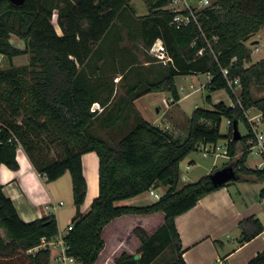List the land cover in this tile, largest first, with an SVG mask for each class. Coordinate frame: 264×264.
Wrapping results in <instances>:
<instances>
[{
	"label": "trees",
	"instance_id": "1",
	"mask_svg": "<svg viewBox=\"0 0 264 264\" xmlns=\"http://www.w3.org/2000/svg\"><path fill=\"white\" fill-rule=\"evenodd\" d=\"M144 1L148 13L137 15L132 0H25L23 5L0 0V54L9 61L0 67V167L18 169L22 148L49 181L71 174L77 212L64 240L77 264L98 262L106 248L104 231L113 220L158 212L165 220L153 233L134 229L140 258L123 252L117 264H188L176 217L218 187L210 174L181 186L180 165L204 144L226 138L239 179L264 182V166L247 165L254 135L244 114L256 108L264 120V97L254 98L251 90L252 85L264 89V58L253 62L247 44L264 29V0H212L194 8L196 20L182 24L168 7L171 0ZM12 35L24 47L15 45ZM160 42L171 57L167 64L151 52ZM20 55H28L29 63L16 65ZM198 73H209L210 89L225 90L236 106L219 100L212 108L196 107L185 139L137 109L134 101L150 92L168 91L172 103L178 102L176 76ZM118 76L124 94L115 99ZM207 100L213 102L210 95ZM123 116L121 137L100 134ZM224 118L231 120L227 135L221 133ZM234 121L246 124L241 139L233 136ZM90 151L99 157V194L82 213L88 193L82 157ZM162 185L166 191L156 201L116 203ZM240 227L244 241L264 230L253 217ZM58 235L54 215L24 221L0 178V264H50L52 249L41 245ZM245 264H264V250Z\"/></svg>",
	"mask_w": 264,
	"mask_h": 264
},
{
	"label": "crops",
	"instance_id": "2",
	"mask_svg": "<svg viewBox=\"0 0 264 264\" xmlns=\"http://www.w3.org/2000/svg\"><path fill=\"white\" fill-rule=\"evenodd\" d=\"M58 32L60 33L59 30ZM132 49L133 51L137 50ZM159 61H163L164 64L168 62L161 59ZM145 63L148 64V62ZM251 90L254 98L264 97L263 88L252 85ZM164 92L166 91L150 92L134 101L137 109L146 120L160 126L161 123L150 120L145 111L148 110L146 106L149 100L153 98L157 100L160 97L156 96L158 94H162L163 96H161L164 97ZM180 96V100L175 104H180L181 92ZM165 98L162 99L165 100ZM212 100V104L216 102L215 99L212 98ZM171 102L168 100V103ZM259 114L262 113L259 111ZM166 126L171 128L169 123ZM17 159L19 168L16 170L4 164L0 167V178L5 194L13 200L19 215L26 222L54 215L58 221L59 236L64 240L70 226L73 225L72 219L77 212L76 206L71 204L67 210L63 211L62 208V205L65 206V202L61 199V186L65 185L72 188L71 174L68 176V172H66L60 178L49 181L46 176L35 170L30 158L22 148L18 149ZM82 160L88 183V193L81 211L87 213L90 209L85 206L90 200L91 187L94 194H97L96 197L99 194V157L96 152L90 151L83 154ZM249 166L252 167L253 165ZM186 168L189 169L190 164H187ZM189 178V176L185 177L181 173V186L194 182L190 181L192 179ZM236 181L237 184H227L210 192L202 197L193 208L176 217V225L184 247V258L188 264H245L258 252L264 250V230L251 240L244 241L240 227V222L250 217L259 219L264 225V204L262 203L264 182L240 179ZM159 194L162 195V193ZM141 195L125 201L132 205L147 204L138 200ZM161 213L151 215L129 214L118 219L124 217V220L148 229L155 223L156 225L163 223L165 217ZM152 222L154 223L152 224ZM66 227L68 230L63 233ZM59 238L51 241V248L58 245Z\"/></svg>",
	"mask_w": 264,
	"mask_h": 264
},
{
	"label": "rangeland",
	"instance_id": "3",
	"mask_svg": "<svg viewBox=\"0 0 264 264\" xmlns=\"http://www.w3.org/2000/svg\"><path fill=\"white\" fill-rule=\"evenodd\" d=\"M187 1L190 2V4H192L195 7L201 6L199 0H187ZM132 5L135 7L137 15H145L148 13V8L144 0H132ZM182 6L183 4L179 5V7ZM54 22L57 25L56 16L54 17ZM57 29L61 33V30L58 25H57ZM253 40H258V42L253 43ZM11 41L19 47H24L23 40H21L15 35H12ZM247 44L252 48L253 62L264 58V50L255 49L256 47L264 48V29H262L258 34L254 35L247 42ZM151 52H153L154 54L156 53L152 50ZM139 56L141 60H144V56L141 52H139ZM159 62L163 63V61H159ZM14 63L16 65L28 64L29 56L28 55L17 56L14 58ZM8 66H9L8 59L2 54H0V67L5 68ZM210 78L211 75L209 73H198V74L176 76V84L182 95V100L180 101V104L172 103L171 102V100L173 101L172 94L166 91L164 92V97H162L163 96L162 94L156 95V96H160L158 98L159 100L158 99L156 100L154 98L152 100L150 99L146 106L148 110H146L145 112L148 113V117L150 118V120L161 123V126L164 128L169 123L171 125V128L167 126L166 128H169V130L173 131L175 135H179L181 139H185L188 134L189 119L193 114L194 110L196 109V107H206V108L213 107L212 106L213 104L207 100V97L209 95L213 99H215L216 102L219 100H225L226 103H231L232 101L231 97L225 90L212 91L210 89V87L207 85ZM236 90L238 91L239 88H237ZM123 94H124V83L123 81H120V77L118 76L117 87L114 93V98L117 99L119 96ZM162 98H165V100ZM168 100H170L171 103H168ZM258 114H259V110H257L256 108H252L249 113V115L252 118H255ZM125 124L126 123H124V116H123L121 120L118 122V124L114 125L112 128L100 129L99 132L105 138L111 136L112 134H118L116 135L117 136L116 139H117L118 137H121V133H122L119 132L118 129L120 127L124 129ZM129 127H131V124L130 126H128V128ZM239 129L242 136H245L248 132L244 121L239 122ZM221 133L222 135H227L229 133V124L226 118L223 119L221 125ZM226 145H227V139L221 138L217 142V146H220V148L219 149L217 148L215 151L205 153V150L203 148H199L191 152L181 162L180 170L182 175H184L185 177L189 176L190 177L189 179H192L190 181H195L203 177L207 173L208 174L212 173L227 165H233L235 159L234 158L232 159L229 155L225 153ZM54 153L55 152L53 151L52 154ZM248 159H249L248 166L253 165L254 167H258L256 166V163H259L262 160V158L255 156L253 154H249ZM187 164H190L189 169L186 168ZM68 176H70L69 172H68ZM228 183L237 184V181L231 180ZM156 191L163 194L166 191V187L162 185L158 187ZM96 195L97 194H94V191L91 187V191L89 194L90 200L87 202V205L85 207L90 209L91 207L90 203L92 199L96 197ZM61 199H63V201L65 202V206L62 205L63 211L67 210L70 204L72 206H76L74 203L73 188H69V186H65V185L61 186ZM138 200L141 203H150L149 201H156L158 200V198L154 195H151L149 191H146L145 193H142V195L139 197ZM116 203L119 205L128 204L125 200H120L117 201ZM161 214L165 217V214L163 212ZM124 217L120 219L117 218V220L115 219L116 221L113 220L110 224L107 225L104 231L106 248L104 252L101 254L96 264H117L116 259L123 252H128L129 254L132 255L141 254L140 251L141 242L134 233L135 227L140 225L131 223L128 220H124ZM154 222H152V224ZM161 224L162 223L156 225L155 223L154 226H151L153 228L149 227L146 230L149 233H153ZM67 230L68 227H66V229L63 230V233H65ZM52 248H51L52 257L50 264H58V260H59L58 254L59 252H61V246L55 248L52 247Z\"/></svg>",
	"mask_w": 264,
	"mask_h": 264
},
{
	"label": "built area",
	"instance_id": "4",
	"mask_svg": "<svg viewBox=\"0 0 264 264\" xmlns=\"http://www.w3.org/2000/svg\"><path fill=\"white\" fill-rule=\"evenodd\" d=\"M201 6L200 7H195L190 2L187 0H171L170 4L171 6L168 5L169 8L173 9L176 12L174 20L178 24L186 23L189 20H196V11L194 8L199 9V8H205L211 4L212 0H199ZM183 4L182 7H179V5ZM186 11V14L184 13ZM158 45V46H157ZM157 46V47H156ZM256 50H264V48L256 47ZM152 51L156 52L155 54L157 55L158 58L164 61H170L171 57L166 53L165 49L163 48L161 42L157 43L154 48H152ZM227 71L225 70V73ZM234 84H239V80L235 79L233 81ZM232 86V89L234 92L237 93L236 87H233L232 83H230ZM233 107L236 106L237 103L233 102V100L230 103ZM238 104L242 106L241 101L238 98ZM251 109H244V114L247 119L248 125L250 126V129L253 133V137L249 139V144L250 145V154H253L255 156H258L262 158L263 161L257 164L258 167H263L264 166V120L262 117V114L257 115L255 118H252L249 113ZM228 124H231V120L227 119ZM202 148L205 150V153H209L211 151H215L217 148L219 149L220 146H217V144H204L202 145ZM225 153L228 155V148L226 145V151ZM149 193L151 195L156 196L159 198L161 195L156 192L154 188L149 190ZM262 203L264 204V193L262 195ZM63 204V202H61ZM72 228V225L70 226L69 229ZM60 236L58 235L56 238H59ZM53 241V240H52ZM53 244V243H52ZM58 245L55 247L61 246V252L58 254V264H77V260L75 257L70 256L67 254V246L65 244V240H63L61 237L58 239L57 242ZM51 245V241H46L45 239L43 240V243L41 246L47 247Z\"/></svg>",
	"mask_w": 264,
	"mask_h": 264
},
{
	"label": "water",
	"instance_id": "5",
	"mask_svg": "<svg viewBox=\"0 0 264 264\" xmlns=\"http://www.w3.org/2000/svg\"><path fill=\"white\" fill-rule=\"evenodd\" d=\"M15 5H23L25 0H10ZM258 40H253V43H257ZM233 136L235 139H241L242 134L240 132L238 122L234 121L233 124ZM210 178L214 185L218 188L222 187L223 185L227 184L231 180H238L239 176L235 170L234 165H227L221 169H218L210 174ZM135 258L139 259L140 254H135Z\"/></svg>",
	"mask_w": 264,
	"mask_h": 264
}]
</instances>
